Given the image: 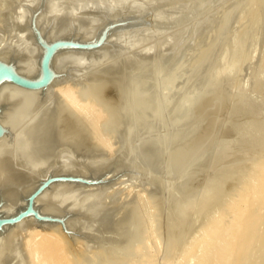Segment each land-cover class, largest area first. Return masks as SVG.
Masks as SVG:
<instances>
[{"label": "bare ground", "instance_id": "1", "mask_svg": "<svg viewBox=\"0 0 264 264\" xmlns=\"http://www.w3.org/2000/svg\"><path fill=\"white\" fill-rule=\"evenodd\" d=\"M192 2L198 3L195 0H193ZM210 2L212 1L210 0ZM35 3H38V2H35ZM48 3H51V1L49 2L48 0L45 4H43L42 2H40L39 4H35L36 6L35 5L33 6L34 13L32 10H31L32 12L30 13V14L32 13L34 14L32 15L34 19L32 18V22L30 23L29 18L31 19L30 17L31 15L30 16L27 15L29 18L27 17V20H25V21H29V23L31 24L29 25L32 27V28L30 27V31L33 29L34 36L38 40V43H37L38 55L36 54L37 58L36 57H35L36 59L34 58L35 59L34 63L30 67L28 66L29 65L27 62L28 60L23 55L24 53L21 52L23 51L22 48H21V51L20 50L16 51V48H15V50H9L8 52L5 50L4 53H0V59H3L4 61L9 62L10 64L12 63L13 66L15 67V70L18 73L26 75L30 78H34L40 75V62L43 57L42 52L44 50V48L41 45V41L43 43L46 40L48 42L52 39H56V38H60L64 36H65L64 38L67 37V39L74 37L73 34L71 35L72 31H70L71 32L70 33L69 30L66 31V33L69 32L70 34L64 33L65 35L63 34V35H59V37H56L58 34L57 35L51 34L52 30L50 29L51 31L49 30L50 31L49 32L47 31L46 27H44L43 29L44 31L40 33L42 29L40 28L42 27L40 26V23L42 24V22L39 23L40 31H37L38 29L37 28L38 25L36 23L37 17L39 15L38 19L41 20L40 17L42 16L41 14H39V11L42 8H44V5H46L45 7L47 8ZM200 3H201L200 5L202 6L204 5L202 4V2ZM206 3L207 5H209L207 1ZM70 4L71 3H69V5ZM207 5H204V6L207 7ZM209 6H211V4ZM52 7H55V5ZM73 7H75V5ZM78 7L79 9H82L80 6ZM192 7L197 8L196 4L195 6L193 5ZM191 8L189 9L191 10ZM51 9L52 8L50 7L47 8L48 11L53 13V10L51 11ZM204 9H201V10L203 11ZM188 10H186L187 11L186 14H188ZM190 10L189 12L191 13L193 10L192 11ZM205 10H207V8ZM48 11L46 12L50 15V12ZM81 11H79V13ZM199 11L198 12H196L195 10L193 11L195 12V16H196V13L197 14L199 13ZM110 14H107V15L109 16ZM54 15H55V18H58L56 17L57 16L56 14ZM112 15L113 14H111V16ZM44 16L46 17L48 15L43 14V17ZM122 16L117 15L115 17H111L108 19L105 18L104 24H102L103 22L96 23V24L99 23L98 24L99 26L95 27L94 28L95 30L93 28L91 29L92 31H96V29H98L94 34L95 36L92 35L94 38L98 39V42L100 41L96 47L86 49V48H75V47L67 46V47L58 49L52 56V59L50 60L51 78L49 82L47 83V85H45L44 87L37 88V89H29V88H24L19 85H16L7 80L0 82V126L2 128V131L0 132V207H1V212L2 211L5 212L6 210H11L13 208H16L18 206L25 204L26 196L28 195V193L34 187H36V185L39 182H41L43 179H45L48 176H52V175L68 176L70 175L72 177L77 176L76 178L78 179V180L51 181V183L42 192H40L37 195V198L35 200V206L37 207L38 212L46 216L57 217V219L40 221L34 215L31 214L17 221L14 224L5 226V228H2V230H0V264H82V263L89 264V263H85L84 261L93 262L94 260L97 261L96 263L99 264L98 260H103L104 258H106L105 260H107V258H110V259L112 258V261L110 262H108L109 260H107V264H156L158 255L155 250L157 249V252H159L160 250H161L160 252L162 251L165 252V250L166 252H168L170 249V246H167L164 250L160 249L158 244H160L161 242L159 243L158 241L163 236H161L160 239H159V236L158 238H155V236L153 238V235L156 234L154 231L156 230H153L154 223L151 224L152 223L151 216H153L154 214L153 211L155 210L153 205L156 206L158 205L157 203L159 202L158 201L156 204L155 203L153 204L152 201L157 200V199L155 198L152 199L151 197H153V195L151 193H156L158 191L159 192V193L157 192L158 195H155V196L158 197L159 199L162 198L159 203L163 205L162 201L164 200V196H163L164 194H161L163 191L160 189V187L158 188V186H160V184L158 183H157L158 184L157 188L155 190L153 189V191L152 190L150 191V189L154 187H151V188L148 187L149 188L148 189L147 185H149L150 183L153 184L152 180H154V177L152 175V172L154 173V172H157L158 170V168L155 167L157 168V170L155 169V171H153L154 170L153 167L156 165L155 163H153L154 165H151L150 164L151 161L153 160L154 162L157 160L158 161L157 166L159 165L165 166L164 164L165 162L163 161L162 157L168 146V143L170 142L168 133L163 132L160 134H156L154 132L153 133L151 132V129L152 127H154V124H155V123H152V121L154 117L157 116L155 115L157 112L153 113V110L150 113L151 108L154 109V107L152 106L150 107V104L154 100L153 98L152 102L150 101L152 99V96H154L152 92H154V89H157L158 87L157 86L155 88V86L153 85L155 81L157 80L156 78H160V75L161 76L164 75L165 77V74H162L161 72L163 71V69L167 70L168 68L172 69L173 67L176 69L175 67L176 64L174 65L172 63L174 66L170 65V66H173L172 68H170L167 65H169L171 61L170 63L168 61L167 65L165 64L167 62V61L165 62V60H169L168 59L169 55L166 59H163L159 56L165 62L163 63V61H161L160 64L162 63L164 66L166 65L168 68H166V66L165 67L162 66L161 71L157 69L161 74H159L158 76L154 75L155 81L152 82L153 84H151L154 88L151 87L150 85L151 83L150 81H152L150 79H148L149 81L146 80L149 82L147 85H145L146 82L143 85H141L142 84L141 82H139L141 83L140 85L139 84L136 85L137 83L134 84V82H137L136 81L137 77L132 83L136 85L134 86V88L137 89L136 91L138 93V96H140L138 98L137 95H135L138 99H140L139 106L137 104L138 100H136V105H137L136 107L139 108L138 109L139 111L137 112V108H136V111L133 110L135 112H133L134 114H132V111H131L132 109L130 107H127L126 109L128 108L130 109L129 110L130 113L125 112V114L127 113V115H123L121 117L118 116L120 118L111 117V119H107V120H106V115H107L106 112H108L107 109L109 107L108 108L106 107L107 111H105V106H108V104L105 105L104 103L105 106L103 105L102 103L103 101H100V98H99L100 95L98 97L97 95L96 97L94 96L95 93L103 94V92L106 91L104 90L106 88L103 85H100V86L97 85L92 89V92L90 91L91 93L86 92L84 95H82V97H79L78 96L79 94L78 95L76 94V92L79 90L77 91L75 90L76 91L75 92L74 91L75 88L74 89L72 88L74 84L72 85L71 83L70 84L71 87L69 86L68 84L69 82L67 79L68 75L62 74V72L60 73L61 69L58 72V67H59L58 64L61 62V60L63 61L64 58L66 59L67 56H68L67 59H69V56L77 57V56L89 54V53L91 54L94 53L95 55L98 51L100 52V50L103 49L109 41L113 40L112 36H114L116 33H120V32L123 33L124 31L126 33L128 28L134 29V31H136L143 25L148 24V21H151L148 19L149 18L148 14L143 11L142 12L140 11L132 15L130 14V16H126V15L124 17ZM187 16H191V15L189 14ZM187 16L186 17L184 16V17L187 18ZM74 17L75 16H73V18ZM192 17L190 18V20L193 19ZM73 18H71V20ZM177 18H176V21H177ZM20 19H18L19 22H20ZM51 19H53V17ZM187 19L189 20V18ZM181 21H182V18H181ZM45 22L44 24L46 25ZM75 22L76 21H74V23ZM177 22L179 23V21ZM29 23L27 22V24ZM74 23H73L74 26L72 25L73 26L72 28L76 26ZM20 24H22L20 26L24 27L25 22L24 24L23 23H20ZM71 24H70V27H71ZM163 24H165V22H163ZM50 25L51 24L49 23L48 26ZM57 26H59V24ZM150 26H153V25H150ZM84 27H82V29L86 30V26ZM16 28L15 30L17 31ZM26 28L25 29L23 28V29L26 31ZM75 29L77 28L75 27ZM141 29L142 28L139 29L140 31L137 30V34L138 32H141ZM198 29L199 27L197 28V30ZM80 31H83V30H80ZM131 32L132 31H129V33ZM88 34L90 35V37L88 35L87 36L85 34L84 35L88 37L90 40L91 34L90 33ZM119 35L121 36V34ZM119 35L116 34V36H119ZM20 36L21 34L19 35V37ZM34 36L32 37L30 36L31 41ZM85 36H84V39H85ZM116 36H115V39H116ZM30 37L28 36V38ZM15 38L17 37L15 36ZM23 38L25 39V37ZM80 38L83 39V37L81 36ZM110 38H112V40H110ZM0 39L2 38L0 37ZM178 39H180V37ZM85 40H88V39H85ZM1 42H3V39ZM6 43L5 45L4 44L2 45H4L5 47L7 45ZM11 44H13L14 46V43H11ZM176 44L178 43L176 42ZM33 45L36 47L35 44ZM173 45H172V48H173ZM185 45L187 46V43ZM18 48L20 49L19 46ZM179 49L182 50L183 47L182 48L180 47ZM2 50H4L3 47H2ZM184 50H186V47ZM29 51H34V49L29 50ZM172 51H170L169 49V52H171V54H173ZM0 52H2L1 49H0ZM34 53H36V49ZM32 55L36 56L34 54ZM30 56L31 55L29 56L27 55V57H30ZM176 56L179 57L178 55ZM156 59H157L158 65H160L158 62V60L160 59L158 58ZM177 61L178 59L176 58L175 63ZM62 63H64V61ZM150 65L151 67L153 66L155 67L154 63ZM141 69L142 68H140L139 70L140 71L145 70V68H143V70ZM148 69L149 68L146 67V71ZM172 70L171 71L169 70L166 73V75L170 73L169 76L168 75L166 76V78L168 77L167 80L169 81L171 79L169 77H171L174 74L173 73L171 75ZM140 71L139 73H137V76L141 74ZM151 72L152 74L154 73L153 68ZM165 72L166 71H164L163 73ZM155 73H157V71H155ZM142 74L144 75V73ZM146 74L147 72L145 73V75ZM152 74L150 75L148 73L146 76L150 75L151 77ZM146 76H143V77H146ZM134 77L132 78L134 79ZM139 77H138V80L140 79ZM167 80L165 82L168 84L169 81ZM72 81H76V80H72ZM166 83L162 86L163 87L166 86L167 85ZM78 85H79V82H78ZM170 85H172V83ZM160 86L161 85H159V88H158L160 89V92L156 91L158 96H160L161 92L163 91L161 90ZM74 87L76 86L74 85ZM80 88L83 89V86H80ZM76 89L78 88L76 87ZM130 89L129 91H131ZM167 89L169 90L170 86ZM133 90L131 91L132 93H133ZM118 91L120 94L124 93L123 89L121 88H119ZM53 93L59 97V100L56 101L54 106L51 105L53 102L51 101L52 102L51 103L49 101L50 99H53L50 96V94H53ZM162 94L165 95L164 93ZM56 95L54 96L52 95V96L55 97ZM49 96L51 98H49ZM129 97L131 99V95ZM133 97L134 95L132 96V98ZM133 100L131 99L132 102H134ZM159 100L160 98L157 99L158 102ZM48 101L51 103V104L50 103L48 104H50L51 107L53 108H51L50 105H47ZM147 101H149V103ZM128 102L126 103V105L128 104ZM158 102H156L157 106H159ZM183 105H185V103ZM111 107H110V111H111ZM118 108H120V106ZM134 109H135V106H134ZM155 109H157L158 111L157 107ZM123 110L124 109H122V111ZM184 111L185 110H183L182 113ZM152 113L155 115L154 117ZM65 114L67 116L68 114L70 115L72 114L73 117L74 116L76 117L74 119L80 118V123H81L80 125H82L84 129L86 128L85 130L83 129V131H81L80 129L83 127H80L79 128L80 130L78 129L79 131L82 132V136L80 134L81 132L79 133L78 131H75L80 134V135L78 134L79 138L81 136V142H79V144L82 143V141L85 142L84 137H88V138L90 137L95 143L93 147H90L92 148L89 152L90 155L87 154L86 159L84 160H81L82 157L80 156L81 159H77V160L78 161L80 160L81 162H78L77 164H73L74 163L73 160H72L73 163H71L70 161L69 164L68 162L66 164L65 163L66 161L62 160L64 159L63 155H62V159L60 158V155L64 151L62 149L64 147H61L62 144L60 143L62 141L63 142L65 141L64 140L65 137L60 142L61 139L60 137H58L59 134L57 135V133L54 130L56 129V126L59 125L60 118L63 119L62 117ZM121 114L123 113L121 112ZM31 115H33L32 118L27 123H24L25 121L23 122V120L27 119L28 116L31 117ZM172 115L170 114V116ZM68 117L71 118V116H68ZM65 120H67V118H65ZM68 121L69 120H67V122ZM22 122L26 125H24L21 128L20 126ZM60 126L61 127L59 126L58 127L62 129V125ZM67 126H70V123ZM75 126L79 127V125H75ZM68 128L70 129L71 127H68ZM121 128L123 129V131L121 134H119V136L122 137V143L121 145L116 146V144L114 143L116 141L115 136L112 137L111 131L115 132L118 129L120 130ZM73 130H76L74 126H73ZM62 131H64V129H62ZM71 132H74V131H71ZM140 132H143V134L141 135V138L138 139V134ZM66 134L67 133L65 131V136H67ZM68 134H70V132H68ZM180 134L182 133H179L177 136H179ZM62 135L64 136V133ZM70 137L72 138V141ZM79 138L78 139L76 138L73 141L72 135L71 136L69 135V137H67V139H70L71 145H72V142H73V145L78 143ZM75 140H78V141H76L75 143ZM70 142L68 141L67 143H70ZM83 145L85 144L82 143V146ZM69 147H70V144H69ZM58 149L59 150L61 149L62 153L61 151L60 153L59 151L57 153ZM66 149H68V145ZM84 149L82 150L84 151ZM177 149L182 151V148H177ZM72 150H73V147L71 151ZM71 151L69 149V152L67 151V153H70ZM75 151H78V150H75ZM56 154H59V158L62 160L61 164L57 163L58 160L55 158V156L57 157ZM70 154H69V158L71 159L72 156ZM176 154L178 155L173 154V156L175 155L174 157L172 156L173 159L171 157V159L175 161V162L174 161L173 162L171 161V162L175 165L178 163V161L180 160L182 156L179 153H176ZM64 155H66V153ZM262 156L252 160L248 165H246L244 168L240 170L239 175H238V182L236 186L234 187V193L230 194L228 197H227V194H225L223 189L222 190L218 189V190H221L220 194L217 195V192H216L213 196H211L214 193V189L209 187V188L204 189V193L200 197L193 200V195L189 193L190 190L186 189V187H183L184 185L181 186L179 184H178L179 186L178 188L177 185L175 184L176 185L175 188L177 187L178 189L177 190L178 191L177 200L175 204H173L176 208L175 211H181L182 209L188 208L193 203L192 209H193L194 217L192 218V222H196V226L190 229L188 228V231L186 230L187 231L186 233L184 231L185 234L179 236V239L177 237H173L174 239L173 241L171 240L173 242L171 245H172V249L174 250V252L172 253L171 252L172 249H171V251H169L172 253L171 255L166 254V253L165 255L163 253L164 257L161 258L162 261L160 260L161 264H264V157ZM53 157H54V161L57 160V162H55L56 164L53 163L54 161H52ZM75 157L77 158V156ZM178 157H179V160H178ZM63 161L65 162L63 163ZM161 168L162 167H160L159 170ZM65 172L67 173L65 174ZM159 172L161 171H158V175H159ZM162 172H164L163 169H162ZM163 175L164 174H162V177ZM154 176H156L155 173H154ZM165 177L166 176H164L163 178ZM134 179L142 180L141 182L142 189H137L138 191L142 190V192L140 191L136 193L135 196H132L128 200H123L122 198L123 196L121 197L119 196L117 197V195L113 196L116 193V190H115V193L111 195L113 189L116 187V186L114 187V185H117L118 187L117 189H120V188L122 189L126 184L131 185L132 184L131 182ZM139 180L137 182H140ZM165 181H166V178H165ZM145 184H147L146 187H145ZM168 185L170 186V188H172L171 186L172 183L171 185L170 184ZM145 189H147V191H145ZM232 189H233V185H232ZM75 192L79 194L78 198L70 202L69 198ZM125 192L123 193L124 195L127 194V193L125 194ZM166 193H169V192H166ZM74 197L75 196H73L72 198L75 199L76 197L75 198ZM151 202H152V205H150ZM173 203H174V200H173ZM174 206H173V209H174ZM88 207L90 208V210L88 209ZM122 207H124L123 212H124L125 219L121 223L126 224L130 219H131V222L138 223L139 220L145 217L146 218V219L144 218L145 221L148 222V224L150 222L152 228L149 226L150 227L149 229L154 234L153 235L150 234L148 237H146L147 240L145 241V237H143L140 232L129 229L131 227L130 226L131 224H129L130 223L129 222L127 223V225L129 224L128 226H130L129 228L123 229L122 226L119 228H115L113 226L114 229L112 230L110 229L111 233L108 236L106 235L107 237L106 246H105L106 243H104L103 241L100 242L99 238L98 240L96 238L91 239L92 237L91 235L89 239H91V242H92V247H93V248L91 247L92 249H89V250L86 249L89 245L84 247V249H81L83 247H80V246H79L80 248H76L74 246L77 244L76 242L82 243V238L80 239L77 236L75 237V235H73L72 232H69V228H71V231L76 230V228L78 230H84V232L85 230H87L88 234H89V231H92L94 229L97 231L96 228L98 227L102 230H106L108 229L110 222L112 223L111 221L112 216L116 214ZM160 207L158 206V208L157 207L155 208L159 210ZM164 207H165V202H164ZM159 212L161 211L159 210L158 213ZM139 213L141 215H139ZM139 217H142V218L139 219ZM93 220L96 221L95 223L97 222L99 223V224L97 223L98 224L97 227H96V224H94ZM153 221H154V218H153ZM118 224L119 223H117L116 226ZM176 224L177 226H179V228L183 226V223L180 221H178ZM142 225L144 226V224ZM134 227L135 228L133 227L132 228L136 229V226ZM146 228H148V226ZM84 235H82V237ZM143 235L147 236L146 234H143ZM162 239H164V237ZM74 240L76 244L73 243ZM87 240L88 238L86 239V241ZM134 243H137L134 245L136 246L135 247L136 249L133 248L134 246H132ZM155 243H157L156 247L154 245ZM146 244H148L149 247L147 245V248H146ZM81 245L83 246V244ZM90 246H91V243H90ZM151 247H155V250L153 249V252L155 251L153 254L150 251H149L150 253L148 252V248L152 250ZM116 248L119 250L115 251ZM129 250L132 252L131 254ZM139 250L144 251L146 254L144 252H140L142 253L140 254L139 252H137ZM149 254H152V255H149ZM115 258L116 259L118 258L119 261L117 262ZM113 259H115V262ZM105 260L103 262L106 263Z\"/></svg>", "mask_w": 264, "mask_h": 264}, {"label": "rangeland", "instance_id": "2", "mask_svg": "<svg viewBox=\"0 0 264 264\" xmlns=\"http://www.w3.org/2000/svg\"><path fill=\"white\" fill-rule=\"evenodd\" d=\"M45 1L46 0H41V1L40 0H0V37L3 39V42H1L2 39H0L1 40L0 49L2 51L0 53H4L5 50L7 52L9 50H15V48H16V51L17 50L21 51V48H22L23 51L21 52L24 53L23 55L28 60L27 61L29 64L28 66L30 67L34 63L38 55V49H37L38 40L34 36L33 29L30 31L31 26L29 25H31L30 23L32 22V18H33L32 15H34L33 6L35 4H39L40 2L45 4L48 0L46 2ZM50 1L51 3L47 4V8L48 7L52 8L51 11L53 10V13L48 11L50 9L47 10V8L45 7L46 5H44V8H42L39 11V14H41L42 16L40 15L41 20H39L38 19L39 15H38L37 22H36L38 26L37 25L36 26L38 28L37 31H40L39 27L42 26L40 27L42 28L40 33L44 31L43 30L44 27L47 28V31L51 29L52 30V31L50 30L51 34H54V35L58 34L56 37H59V35H63L64 33H66V31L69 30V32L72 31V33L71 32L70 33L71 35L73 34L74 36L72 37L73 39L75 38L81 41L84 40L85 42L89 40V38L86 36L88 35L90 37V35L88 34L90 33L91 39L89 41H91L94 38L93 36H95L94 35L95 32L98 30V29H96V31L91 30L92 28L94 29L95 27L99 26L98 25L99 23L98 24L96 23L103 22L102 24H104L105 18L108 19L111 17H115L117 15L119 16L123 15L122 17H124L125 15L130 16V14L132 15L140 11L141 12L143 11L148 14L149 16L148 19L151 20V21H148V24H145L142 27H140L142 29H141V32H138V34H137V30L140 31L139 30L140 28L137 29L136 31H134V29L128 28L126 33L125 31L123 33L121 32L116 33L118 35L121 34V36L120 35H119L120 37L116 36V34L112 36L113 40L112 38H110V40L112 41H109L106 44V46L103 49H101L100 52L98 51L95 55L94 53L92 54L89 53V54H84V55H80L77 57L72 56L74 58L69 56V59H67L68 57L67 56L66 59L64 58L63 60L64 63H62L63 62L62 60L60 62L63 65L60 63L58 64L59 65L58 72L61 69L60 73L62 72V74L68 75L67 76V79L69 82L68 84L70 86V84L72 83V85L74 84L78 88L76 89L74 85L72 86L73 89L75 88L74 91L79 90L77 92L75 91L77 95L79 94L78 95L79 97H82V95H84L86 92H90V91L92 92V89L97 85L99 86L103 85L106 88L104 89L106 91H104L103 94H98V93L94 94L95 97L96 95L97 97L100 95L99 98H100V101H103L102 102L103 105L104 103L105 105L108 104V106L104 105L105 111L108 110V112H106L107 114L106 120L111 119V117L114 118L118 116L121 117L123 115H127V113L125 114V112H129L130 110L129 108L126 109L127 107H130L132 109L131 110L132 114H134L133 112H135L137 108L136 100H138V103H137L138 106L140 105V99H138L140 96H138V93L136 91L137 89H135L134 86L138 84L140 85L141 83H142L141 85H143L145 82H146L145 85H147L149 83L148 79L152 80L150 81L151 82L150 85L153 84L152 82L155 81V76L156 75L158 76L159 74H161L159 71H161L162 66L165 67L168 61L169 63L171 61V63L167 65L170 68H172L176 64L175 66L176 69L174 67L172 68L174 70L169 69L166 66V68L168 69L167 70L163 69V71H161L162 74H165V77L164 75L162 76L160 75V78H156L157 80L155 81L153 86H155V88L157 86L158 87L157 89H154V92H152V94L154 95L152 96V99L151 100L149 99L152 102L154 98L153 102L151 103L152 105L150 104V107L152 106L154 107V109L156 107L158 108V111L157 109H155L156 110L155 111L153 108H151L150 110V113L152 112V110H153V113H156V112L158 113V114L157 113L155 114L157 115L156 117H154L155 115L152 113L154 117L152 123H155V124H154V127H152L151 132L152 133L154 132L156 134L166 132L168 133L169 140H170L163 154V157H162L163 161L165 162L164 164L166 167L162 165L157 166L158 161L156 160L157 162L156 161L153 162L152 160L150 164L154 165L153 163H155L156 165L153 167L154 168L153 171H155V169L157 170V168L158 170L157 172H154L156 176H154V173L152 172V175L154 177V180H152L153 184L150 183L151 184V185L149 184L150 186L145 184V187L147 185V188L154 187V188H151L150 191L151 190L153 191V189L155 190L158 184H160L158 188L160 187V189L163 191L161 194H164L163 201L165 202V207H164L163 201H162L163 205L159 203L162 198L160 197L161 199H159L158 197L155 196V195H158L159 192L157 191L158 193L157 192L151 193L153 195V197L151 198L157 199V200L152 201L153 204L154 203L156 204L159 201L157 203L158 205L156 206L153 205L155 210L154 209H153L154 211L152 210L154 214L153 216H151V219H152L151 224L154 223L153 230H156L154 231L156 234L151 232V230L149 229L151 227V224L150 222L148 224V222L145 221L146 219L145 217H144L145 219L144 218L141 219L142 217H139V219L141 220H139L138 223L131 222V219H130L127 223L130 222L129 224H131L130 225L131 227L128 226L129 224L127 225V223L126 224L121 223L125 219L124 212H123L124 207L120 208V210L112 216V220H111L112 223L110 222V225L108 229L106 230H102L98 227L96 228L97 231L94 229L92 230L93 232L89 231V234H88L87 230H85L86 232L85 233L84 230H78L76 228V230L72 229L73 231H71V228H69V232H72V234L75 235V237L77 236L80 239L82 238V243L76 242L77 243L76 244L74 240L73 243L76 244L74 245L76 248L83 247L81 249H84V247L89 245L86 249L87 250L92 249L93 248L92 242H91L92 238L93 239L96 238L97 240L99 238V241L100 242L103 241L104 243H106L105 244L106 246L107 245L106 235L108 236L111 233L110 229L112 230L114 229V227L119 228L122 226L123 229L130 227L129 228L130 230H133V231L135 230V231L140 232L142 236L145 237V241L147 240L146 237H148L150 234L152 235L154 234L153 238L154 236L155 238H158L159 236V239L161 238V236H163L164 239H162L163 238L162 237L158 241L159 243L161 242L160 244H158L160 249L164 250L167 246H170L169 251H171L172 249L171 244L173 243L172 241L174 239L173 237H177L179 239V236L185 234L188 231V228L190 229L196 226V222H192V218L194 217L193 209H192L193 203L188 208L182 209L181 211H175L176 208L173 204H175L177 200V192H178L177 187L179 188L178 184L181 186L184 185L183 187H186V189L190 190L189 193L193 195V200L200 197L204 193V189L209 188V187L214 189V193L211 196H213L216 192H217V195L220 194V191L223 189L225 194H227V197H228L230 194L234 193V187L236 186L238 182V175H239L240 170L244 168L246 165H248L252 160L259 158L262 155H263L262 157H264V0H214V1L211 0L212 2H210V0H205V1L195 0L198 3H195V2L193 3L192 2L193 0L192 1L191 0H56L58 3L55 0L54 1L56 3L53 0H49V2ZM206 1L208 2L209 5L211 4V6L207 5ZM35 2H38V3H35ZM186 2L187 4L188 3L189 4L187 5ZM200 2H202V4L204 5H207V7L204 5L203 6L200 5L201 4ZM69 3L71 4L69 5ZM53 4L55 5V7H52L54 6ZM195 4L197 8L192 7L193 5L195 6ZM74 5L75 7H73ZM78 6H80L82 9H79ZM198 6L199 7L202 6V7L199 8ZM204 7L205 9L207 8V10H205ZM189 8H191V10ZM44 9L50 12V15ZM188 9L190 11L195 10L196 12L200 10L199 13L201 14L198 13L199 14L198 15L196 13V16H197L196 17L195 12L192 11L191 12L192 14H191ZM201 9H204V10L202 11ZM31 10L33 11L32 14H30L32 12ZM42 10L45 13H43ZM186 10H188V14H186L187 13ZM79 11L81 12L79 13ZM40 12L50 17L48 16L43 17V14ZM110 13L113 15L111 16ZM54 14H56L57 15L56 17L58 18H55ZM72 14L73 16H75L74 18ZM107 14H110V15L108 16ZM189 14L191 16H187ZM27 15L28 16L31 15L30 16L31 19ZM184 16L185 17L187 16L189 20L185 18ZM27 17L29 18L30 23L29 21H25L27 20ZM52 17L53 19H51ZM191 17L193 19L190 20ZM71 18H73L72 19L73 21L71 20ZM176 18H177V21H179V23L176 21ZM181 18H182V21L184 22L181 21ZM18 19H20V22ZM74 21L76 22L74 23ZM27 22L29 24H27ZM40 22H42V24ZM44 22L46 23V25L44 24ZM72 22L76 25L75 27L78 30L75 29V27L72 28L74 26ZM163 22H165V24H163ZM170 22L172 23V25ZM20 23H23L24 27L20 26L22 25ZM39 23H40V26H39ZM49 23L51 24L50 26H48ZM56 23L57 25L59 24V26H57ZM70 24H71V27H70ZM26 25H28L29 27ZM150 25H153V26H150ZM84 26H86V30L82 29V27ZM198 27L199 29L197 30ZM15 28L17 29V31L15 30ZM23 28L24 29L26 28V31ZM80 30H83V31H80ZM129 31H132L133 33L132 32L129 33ZM28 32L29 33L31 32L30 33L31 35ZM69 32L66 34H70ZM18 34L19 35L21 34V36L19 37ZM15 36L17 38H15ZM28 36L29 37L34 36L32 41L30 40L31 37L28 38ZM80 36L83 37V39L80 38ZM84 36H85V39H88V40H85ZM115 36H116V39H115ZM23 37H25L26 40ZM179 37L181 40L178 39ZM178 41L181 43H179ZM4 42L7 44L6 46L8 48L6 46L4 47L5 45ZM176 42L178 44H176ZM11 43H14V46ZM186 43H187V46L185 45ZM33 44H35L36 47ZM175 44L176 46L177 45L178 46L176 47ZM172 45L175 50L172 48ZM10 46L13 47L14 49L11 48ZM18 46L20 47V49L18 48ZM2 47L4 50H2ZM180 47L181 48L183 47V49L180 50L179 49ZM185 47H186V50H184ZM171 48L173 51L171 50ZM33 49L34 51H29ZM35 49H36V53H34ZM169 49L170 51H172L174 55L171 54V52H169ZM25 54H27L28 56L31 55L30 57H32L33 59L30 57H27V55ZM32 54L34 55L37 54V55L33 56ZM176 55L178 56L180 55V56L177 57ZM159 56L163 59H166L168 57L169 60H165V62L167 61L165 63L164 60H162ZM156 58L160 59L158 60L159 64L161 61H163V63H165L166 65L164 66L162 63L160 64L161 66L158 65ZM176 58L178 59L177 61L178 63L177 62L175 63ZM153 63L155 67L153 65H152L153 67H151L150 65ZM170 65H173V66H170ZM146 67L149 68L148 69L149 71L148 70L146 71ZM140 68H142L141 70L145 68V70L140 71L139 70ZM152 68H153V72L155 73V71H157V73L152 74L151 72ZM157 69H159V71ZM169 70L170 71L172 70L171 75L174 73L172 76L170 75L171 76L169 77L171 78L170 81L167 80L168 77L166 78V76L167 75L169 76L170 74L168 73L166 75V73ZM139 71L141 73L139 74L140 77L137 76V73H139ZM164 71L166 72L163 73ZM146 72L147 74L148 73L150 75L152 74V76L151 77L150 75L146 76L147 75V74L145 75ZM142 73H144V75ZM143 76H146L147 78ZM132 77H134V79ZM136 77H137V80H136L137 82H134ZM138 77L140 78L139 80L141 81L138 80ZM71 78L72 80H76L77 83L76 81H72ZM165 78L167 81H169L168 83L169 85L165 82L166 81ZM163 81L167 84L164 87L162 86L165 84ZM78 82H79V85H78ZM133 82L134 84L136 83L137 84L134 85L132 84ZM171 83L172 85H170ZM128 84H130L131 87ZM159 85H161L160 88L161 90H163L160 96L157 95V92H160V89H158ZM80 86H83V89L80 88ZM153 86L151 85V87ZM169 86H170V89L168 90L167 88H169ZM119 88L123 89V92H124L123 94L119 93L118 91ZM129 89L131 91L133 90V93L129 91ZM162 93H164L165 95H163ZM52 95L54 96L56 94L54 93L50 94V96L53 99H50V100L47 99V100H49L50 102L52 101L53 103L51 102L52 103L51 104L48 101L47 105L51 104L52 106H54L56 101L59 100V97L57 95L55 97H53ZM130 95H131V99L132 100L134 99L133 100L134 102L131 101L129 97ZM133 95L134 97L132 98ZM135 95H137L138 98ZM155 95L158 97H156ZM50 96L49 98H51ZM128 98L130 99V101ZM158 98H160L159 102L157 101ZM127 102H128L127 104L128 106L126 105ZM147 102L149 103V101ZM156 102L159 103L158 104L159 106H157ZM184 103L185 105H183ZM119 106L120 108H118ZM134 106H135V109H134ZM106 107L107 108L109 107V108L106 110ZM110 107H111V111H110ZM122 109L124 110L122 111ZM138 109L139 108H137V112L139 111ZM183 110L185 111L182 113ZM121 112L123 114H121ZM171 112L173 113L174 116L172 115ZM170 114L172 116H170ZM32 116L33 115H31V117L28 116L29 118L27 117V119H24L23 122L25 121L24 123H27L32 118ZM68 116H71V118ZM68 116L66 114L63 115L62 117L63 119L60 118L59 120L60 123L58 122L59 125H57L56 129L54 130L57 133V135L61 134L60 136L58 135V137H60L61 139L60 142L65 137L64 139L65 141L64 142L62 141L60 143L63 145V146L61 145V147L67 148V145H68V149L62 148L64 150L63 153L61 149L60 150L58 149L57 153L58 151L59 153L61 151L62 154L60 155V158L62 159V155H63L64 159L62 160L66 161V162L63 161V163L65 162L67 164L68 162L69 164L70 161L71 163H73L72 162L73 160L74 161L73 164H77L78 162H81L80 160L78 161L77 159H81L82 157L81 160H84L86 159L87 154L90 155L89 152L92 149L90 147H93L95 143L90 137L89 138L84 137L85 142L82 141V143L85 145L82 146V143H80L81 144L80 145L79 142H81V136H82L81 131H83L84 127L80 125L81 124L80 118L74 119L76 117L75 116L73 117L72 114L71 115L68 114ZM65 118H67V120L69 121L67 122ZM22 123L20 126L21 128L24 125H26L24 123L22 125ZM65 123L67 125L70 123V126H67ZM60 125H62V129H64V131H62V129L59 128L61 127ZM75 125H79V127ZM73 126L76 130H73ZM63 127L65 128L67 127V128L65 129ZM68 127H71V128L69 129ZM80 127H83V128H80ZM79 128L81 129V131H79L80 130ZM70 130L74 132H71ZM65 131L67 133L66 134L67 136H65ZM75 131H78L79 133L81 132L80 138H79L80 134ZM122 131H123L122 128L120 130L118 129L115 132L111 131L112 137L115 136L116 141L114 143L116 144V146H119L122 143V137L119 136V134H121ZM62 132L64 133V136L62 135L63 134ZM68 132H70V134H68ZM179 133H182V134L177 136ZM142 134L143 132H140L138 134V139L141 138ZM69 135L70 136L72 135L73 141L74 139L79 138V141L75 140V143L76 141H78V143L76 144L74 143L75 145H73V142H72V145H71L70 139L72 141V138L70 137V139H67ZM68 141L70 143H67ZM69 144H70V147H69ZM71 146L73 147L72 151L74 152L71 151L72 149ZM81 148L82 149L85 148L86 150L84 149L83 151ZM177 148H182V151ZM69 149L71 151L70 153L72 154L67 153V151L69 152ZM75 150H78V151H75ZM65 153L68 158H69V154L73 158L70 156L71 159L70 158L68 159L66 155H64ZM176 153H179L182 156L180 160L178 157L179 161L178 163L176 162L177 164L175 165L172 163L174 161L172 159L175 155H178ZM173 154L175 155L173 156ZM56 155L57 157L55 156V158L58 160V162L57 160L54 161V157H53V160H52L54 161L53 163L57 162L61 164L62 160L59 158V154H56ZM75 156H77V158ZM160 167L162 168L159 170ZM162 169L164 172H162ZM158 171L162 172V173L159 172V175L161 174L160 175L161 177L158 175ZM66 173L67 172H65V174ZM162 174H164L163 177L166 176L165 177L166 181H165V178L162 177ZM73 177H77V176H73ZM161 179H163L164 182ZM138 180L139 179L132 180L131 185L126 184L122 189L120 188L121 190L117 189L118 188L117 185H114V187L115 186L116 187L115 188L113 187L114 189L111 195H113V193H115V190H116V193L113 196H116V195L117 197L123 196L122 197L123 200H128L132 196H135L136 193L140 191L142 192V190L140 191L137 190V189H142V186H141L142 180H139L140 182H137ZM168 184H170L173 189L170 188ZM175 184L177 185L176 188H175L176 186ZM232 185H233V189H232ZM218 189H221V190H218ZM145 191H147V189H145ZM124 192L125 194L126 193L127 194L124 195L123 194ZM166 192H169L171 194L173 193V194L171 195ZM78 195L79 194L76 192L73 193L71 197L69 198L70 202H72L73 200H76L78 198ZM73 196H75L76 198L74 197L75 199H73L72 198ZM173 200H174V203H173ZM152 202L150 205H152ZM158 206L159 207L161 206L159 209L161 212L159 213H158L159 210L157 209ZM173 206H174V209H173ZM88 209L90 210L89 207ZM139 215L141 214L139 213ZM153 218H154V221H153ZM93 221L97 227L99 223L97 222L98 223L97 224L95 223L96 222L95 220ZM178 221L183 223V226L181 228H179V226H177L176 224ZM115 223L116 224L119 223V224L116 226ZM142 224L146 226L144 227ZM134 226H136V229H133L135 228ZM147 226L148 228H146ZM96 234L98 237L96 236ZM143 234H146L147 236H144ZM82 235H84L86 238L84 236L82 237ZM90 237L91 239H89ZM87 238L88 240L86 241ZM89 242L91 243V246ZM81 244H83V246ZM135 244L137 243H134L132 246H134ZM156 244L157 243L154 244L155 247H156ZM147 245L148 244H146V248H147ZM135 247L136 246H134L133 248ZM155 247H151L152 250L148 248V252L150 251L153 254L156 251L158 255L157 260H159V261L156 260V264H161V261H162L161 258L164 257L165 253L171 255L174 252L173 249L171 251L172 253L169 251L166 252V250L165 252L164 251L160 252L161 251L160 249H159L160 251L157 252V249L155 250ZM153 249L155 250L154 252H153ZM116 250L118 251L119 249L116 248L115 251ZM129 252L130 254L132 253L130 250ZM137 252L140 253L144 251L139 250ZM152 254H149V255H152ZM105 259L106 258H104L103 260H98L99 264H107V260H109L108 262L112 261V258L111 259L107 258V260ZM115 259H113L114 262H115ZM104 260L106 261V263L103 262ZM94 261L93 262L84 261V262L89 263V264H95L97 261L95 262ZM116 261L118 262L119 259L117 258Z\"/></svg>", "mask_w": 264, "mask_h": 264}, {"label": "water", "instance_id": "3", "mask_svg": "<svg viewBox=\"0 0 264 264\" xmlns=\"http://www.w3.org/2000/svg\"><path fill=\"white\" fill-rule=\"evenodd\" d=\"M97 38L92 39L91 41H81L73 38H56L52 39L47 42L42 43L41 45L44 48L42 52V59L40 62V75L34 78H30L26 75L20 74L15 70V67L13 64L4 61L3 59H0V82L1 81H10L16 85H19L24 88L29 89H37L44 87L47 85L51 78V65L50 60L52 59V56L54 53L63 47H75V48H93L96 47L99 42ZM2 131V128L0 126V132ZM58 181V180H78L76 177L72 176H48L45 179H43L41 182H39L36 187H34L26 196L25 204L18 206L16 208H13L11 210H6L5 212H1L0 207V230L2 228H5L7 225H11L16 223L17 221L23 219L24 217L28 215H34L38 220L40 221H47V220H54L57 219V217L52 216H46L42 213H39L37 210V207L35 206V200L37 198V195L42 192L50 183L51 181Z\"/></svg>", "mask_w": 264, "mask_h": 264}]
</instances>
